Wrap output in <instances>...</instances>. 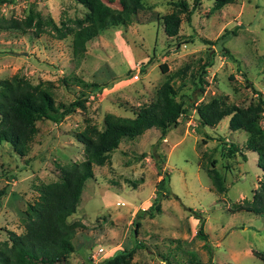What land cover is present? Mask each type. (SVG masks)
Listing matches in <instances>:
<instances>
[{
  "label": "rangeland",
  "instance_id": "rangeland-1",
  "mask_svg": "<svg viewBox=\"0 0 264 264\" xmlns=\"http://www.w3.org/2000/svg\"><path fill=\"white\" fill-rule=\"evenodd\" d=\"M177 1L143 0L128 24L103 30L78 55L72 54L70 35L58 38L46 24L72 26L85 13L75 0L0 4V17L21 19L31 11L44 28L37 34L33 28L25 33L0 29V79L16 73L48 89L54 103L63 105L87 97L82 108L59 121L37 120L23 156L8 143L0 144V242L8 231H22V212L35 200L38 183L55 180L58 165L85 158L75 132L86 124L101 129L108 113L132 117L133 110L155 99L156 89L169 78L175 99L184 107L177 126L162 139L156 128L122 138L103 165L92 166V177L68 217L82 226L75 228L74 249L65 264H99L112 249L137 242L143 246L135 249L130 264H262L256 253H264V219L232 210L250 200L258 186L262 172L257 154L244 149L243 130L228 128L229 116L213 126L200 124L196 105L211 98L237 106L258 97L264 101V0H233L219 9L213 8V0H182L192 8L189 20L180 13L177 34L169 37L161 17L175 11ZM109 5L118 6L115 1ZM224 29L235 35L228 34L222 43L204 42ZM177 41L184 42L176 48ZM208 54L212 65L201 76L199 93L192 79ZM184 67L180 83L174 73ZM128 70L132 72L125 76ZM93 83L104 87L94 89L89 86ZM229 144L240 148L245 160L237 151L225 157ZM209 169L223 176L222 193L213 190ZM164 173L172 196L160 200L161 211L150 218L141 210L148 209Z\"/></svg>",
  "mask_w": 264,
  "mask_h": 264
},
{
  "label": "trees",
  "instance_id": "trees-1",
  "mask_svg": "<svg viewBox=\"0 0 264 264\" xmlns=\"http://www.w3.org/2000/svg\"><path fill=\"white\" fill-rule=\"evenodd\" d=\"M7 1L10 0H0V4ZM75 1L85 8V13L81 18L74 19L72 26L61 24L60 27H56L52 22H46L58 38L71 36L73 55L81 54L85 44L103 30L128 24L131 17L143 7V0ZM114 1L117 7L109 5ZM232 1L213 0V8L219 9ZM174 4L177 9L161 17L163 31L169 37L177 34L179 14L184 13L189 20L192 9L182 0ZM28 13L21 19L0 17V29L19 30L25 33L26 30L33 28V34L44 32L41 21L34 20L36 13L33 14L31 11ZM228 34L235 35L234 31L224 29L223 33L214 40L204 42L222 43L227 39ZM183 42L177 41L175 47ZM222 50L232 58L226 49ZM211 55L208 54V59L198 65L196 76L192 79L195 84L194 89L199 90V93L204 83L201 76L205 73V68L212 65ZM160 67L163 71L166 70L165 65L162 64ZM185 68H180L174 73V76L181 79L180 83L185 76ZM131 72L128 70L125 76L130 75ZM89 86L100 90L104 84L93 83ZM247 86L254 90L249 83ZM175 94L176 90L168 78L156 89L155 99L133 110L132 117H119L108 113L103 117L101 129L86 124L82 130L75 132V139L83 145L85 158L77 163L58 165V175L55 180L38 183L35 186L36 198L32 203H28L22 212V215L24 214L22 231L20 233L8 231L7 238L0 242V264H65L68 255L74 249L72 239L75 228L82 226L78 221H68V217L75 212L85 181L92 177V166L103 165L108 160L109 153L117 148L122 138L136 137L149 128L158 129L159 138H164L171 128L177 126L178 118L184 111L183 102L176 100ZM86 98V95H80L74 101L63 105L54 103L48 89L39 84H32L29 79L16 73L0 79V144L8 143L15 154L23 156L36 134L37 120L59 121L74 108H82ZM191 103H194V98L191 99ZM196 113L200 124L206 126H213L223 116H229L228 128L240 129L246 133L244 149L257 154L256 164L262 174L251 199H244L241 204L233 205L232 210L251 212L264 219V101L258 97L245 106H237L223 105L218 99L211 98L205 103L196 105ZM236 151L242 154L240 148L229 144L224 153L225 157L232 158ZM241 156L245 160V156L243 154ZM156 170L160 173L158 165ZM209 170L208 176L213 190L222 193L225 191L223 176L214 169ZM164 174L155 184L154 197L148 209L141 210V214L150 218L161 211L160 200L172 196L165 184L167 173ZM3 193L2 188L0 195ZM138 216L139 214L136 217ZM134 226H139L138 221L134 220ZM141 246L143 245L137 242L131 247L114 248L99 264H130L135 249ZM256 255L264 264V253L257 252ZM194 264L200 263L194 262Z\"/></svg>",
  "mask_w": 264,
  "mask_h": 264
}]
</instances>
